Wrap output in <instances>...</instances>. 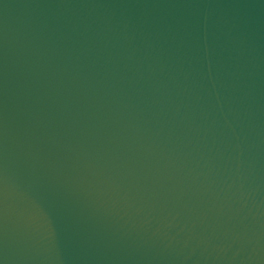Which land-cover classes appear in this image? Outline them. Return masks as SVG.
I'll list each match as a JSON object with an SVG mask.
<instances>
[{
    "label": "water",
    "instance_id": "1",
    "mask_svg": "<svg viewBox=\"0 0 264 264\" xmlns=\"http://www.w3.org/2000/svg\"><path fill=\"white\" fill-rule=\"evenodd\" d=\"M0 264H264V0H0Z\"/></svg>",
    "mask_w": 264,
    "mask_h": 264
}]
</instances>
